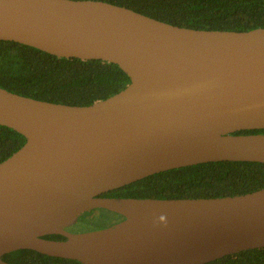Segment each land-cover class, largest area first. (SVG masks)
Here are the masks:
<instances>
[{
    "label": "water",
    "instance_id": "water-1",
    "mask_svg": "<svg viewBox=\"0 0 264 264\" xmlns=\"http://www.w3.org/2000/svg\"><path fill=\"white\" fill-rule=\"evenodd\" d=\"M0 40L113 63L130 79L82 106L0 87V125L26 139L0 162V264L21 249L81 264H206L264 248V188L102 196L180 167L264 164V133L236 134L264 129V28L182 27L101 0H0ZM94 209L123 219L68 230Z\"/></svg>",
    "mask_w": 264,
    "mask_h": 264
},
{
    "label": "trees",
    "instance_id": "trees-1",
    "mask_svg": "<svg viewBox=\"0 0 264 264\" xmlns=\"http://www.w3.org/2000/svg\"><path fill=\"white\" fill-rule=\"evenodd\" d=\"M101 1L194 29L248 31L264 28V0ZM129 82L127 74L113 63L59 58L28 45L0 40V87L13 93L82 106L116 94ZM250 133H264V129L236 132ZM25 141L20 133L0 125V162L21 148ZM261 188H264L263 163L217 161L156 173L102 196L207 198L241 195ZM113 214L117 217L116 221L105 227L123 219L120 215ZM45 238L64 239L60 235H47ZM1 258L12 264H81L75 260L51 257L28 249L6 253ZM206 264H264V248L227 255Z\"/></svg>",
    "mask_w": 264,
    "mask_h": 264
},
{
    "label": "rangeland",
    "instance_id": "rangeland-1",
    "mask_svg": "<svg viewBox=\"0 0 264 264\" xmlns=\"http://www.w3.org/2000/svg\"><path fill=\"white\" fill-rule=\"evenodd\" d=\"M117 217L105 209H95L79 215L77 222L68 228L71 232L90 231L105 227L109 223L115 222Z\"/></svg>",
    "mask_w": 264,
    "mask_h": 264
}]
</instances>
